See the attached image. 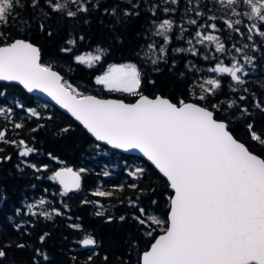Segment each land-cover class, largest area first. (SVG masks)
<instances>
[{
    "label": "trees",
    "instance_id": "16d2710c",
    "mask_svg": "<svg viewBox=\"0 0 264 264\" xmlns=\"http://www.w3.org/2000/svg\"><path fill=\"white\" fill-rule=\"evenodd\" d=\"M98 2L101 5L99 10L94 9L87 15L81 13L76 18L55 13L44 17L38 9L33 10L28 6L17 8L16 11L29 20L30 27L13 25L3 31L9 40L22 38L37 45L41 51V62L58 70L64 81L84 95L120 98L127 102L135 100L136 96L108 92L95 84V77L111 64L135 63L141 72L140 92L148 96L160 94L174 103L180 99L193 101L192 92H199L197 85L203 79H221L222 89L212 99L217 102L235 99L240 108H247L244 114L238 108L229 110L226 114L229 129L236 139L249 146L250 151L264 158V150L256 146V142L250 141L247 129L251 123L254 131L264 135V112L254 106L255 102L264 104V41L259 36H253V40L247 39L249 33L246 25L251 22L243 16H232L219 5L210 3V0H199L200 10L206 13L204 16L187 11V8L195 6L196 0L192 5H188L187 0H180L178 6L165 5L162 0H150V3L160 4L156 16L151 14L148 6L142 4L138 9L140 15L130 17L120 13L121 9L129 7L120 0ZM205 3H208V8L203 7ZM117 5L118 16L105 13V8L111 10ZM166 6L176 8L175 13L165 14L162 9ZM237 10L243 12L247 9L241 5ZM209 15H216L218 19L208 20ZM164 18L174 21V30L169 34L172 42L165 45L168 54L164 60L153 65L151 58H156L159 53L153 52L148 45L155 42L159 47L163 44L161 37L153 35V21L158 24ZM188 19H196L200 27L197 29V26L188 24ZM223 19H241L243 23L237 25L240 32L227 29ZM41 23L44 24L43 30L39 27ZM181 24L188 31L183 33V40H178L175 37L181 35ZM211 24H216L221 30L213 32L209 27ZM196 30L219 35L226 44V53H215L214 46L205 48L196 43ZM69 39L76 41L75 46L67 44ZM188 39L193 40V45L200 51L199 55L174 51L177 47H192L187 44ZM253 43L259 51H252L249 47L238 53L233 47ZM64 47H72V52H61L60 49ZM97 48L105 52L100 64L88 68L75 63V55L96 54ZM245 55L253 57L251 64L244 63ZM204 56H209V59H204ZM213 56L223 60L226 65H230L233 57L239 60L248 72L247 76L242 77L245 84L235 85L237 91L233 92L229 78L216 77L208 72L207 68L217 62L211 59ZM241 95L246 99L239 100ZM201 105L208 106L206 102H201ZM0 109L4 110V115L0 116V130L6 132V139L17 144L22 139L33 149L28 156L20 157L19 147L0 142V249L6 253L0 258V264H36L37 261L39 264H141L142 252L148 249L153 237L167 227V223L153 224L155 230L149 237L144 227L133 219L134 215L140 214L138 209L143 207L149 217L167 221L172 192L158 170L140 156L97 142L71 116L29 94L18 84L0 82ZM30 109L35 110L39 118L30 115ZM15 123H21L22 128L15 129ZM29 165L42 170L36 171ZM70 166L81 173L82 184L79 190L62 196L63 188L51 177L56 169ZM137 168L144 169V172L140 178L134 179L128 173ZM132 184L137 188L129 187ZM121 187L122 191L119 190ZM97 190L113 194L107 197L92 195ZM41 199L45 201L43 205L39 204ZM29 206H32L31 212ZM57 210L62 213L60 216L55 215ZM44 212H51L52 218L45 219L40 215ZM97 212H103V215L97 216ZM121 216L125 217L123 221L120 220ZM41 236H45L43 244L40 243ZM86 236L96 241L94 247L82 245ZM20 244L25 247H17ZM37 249L46 253L49 259L44 261L37 256ZM104 257H108L107 261Z\"/></svg>",
    "mask_w": 264,
    "mask_h": 264
},
{
    "label": "snow or ice",
    "instance_id": "6c2138e0",
    "mask_svg": "<svg viewBox=\"0 0 264 264\" xmlns=\"http://www.w3.org/2000/svg\"><path fill=\"white\" fill-rule=\"evenodd\" d=\"M120 2L129 6L120 10L124 17L139 16L138 9L142 4L148 6L153 16L157 15V9L160 8L159 3H150V0ZM162 2L165 5L178 6L180 0ZM210 3L219 5L232 16L245 17L251 22L246 25L249 33L247 39L253 40V36H259L264 41V0H210ZM187 4L192 5L193 0H187ZM241 5L246 6L247 10L238 11ZM26 6L33 10L38 9L44 17L55 13L76 18L81 13L87 15L94 9L99 10L101 5L98 0H0V81L18 82L28 92L38 90L45 93L61 108L66 109L97 141L125 151H139L166 178L167 187L172 190L167 221L149 217L143 207L138 209V216H133L149 237H152L155 230L152 228L153 224L167 223V228L163 229L164 234L159 238L153 237L154 242L151 243L150 250L143 253L141 264H264V158L254 154L249 146L234 138L229 129L226 115L229 110L238 108L244 114L247 113V108H240L235 99L227 102L212 99L222 89L221 79H203L197 85L199 92H192L194 102L180 99L173 103L163 96L149 98L140 92L141 72L135 63L111 64L102 75L95 77V84L108 92L136 96V102L124 103L84 95L71 83L64 81L50 64L41 62V51L38 47L25 39L9 40L5 35L3 29L13 25L23 24L30 27L29 20H25L16 11L17 8L23 9ZM203 7L208 8V3ZM118 8L119 5L111 10L105 8L104 11L106 14L118 16ZM162 11L165 14L175 13L176 8L166 6ZM187 11H195L196 16L206 15L200 10L199 0H196L194 7L187 8ZM207 19L217 20L218 17L209 15ZM186 22L197 26V29L200 27L196 19H188ZM242 23L241 19H223V24L233 32H240L237 25ZM153 24V35L163 40L159 47L155 42L148 45L153 52L159 53L156 58H151V63L156 65L168 54L165 45L172 42L169 34L174 30V21L164 18L158 24L153 21ZM39 27L43 30L44 24L41 23ZM179 27L181 35L175 38L183 40V33L188 30L183 24ZM209 27L213 32L221 30L216 24ZM48 34L51 35V32ZM80 39L83 40L84 37ZM194 39L205 48L214 46L215 53L225 54L227 51L226 44L219 35L204 34L196 30ZM67 44L75 46L76 41L69 39ZM187 44L192 47H177L174 51L188 52L192 56L200 54L192 39H188ZM233 47L238 53L249 47L252 51L260 50L255 43ZM60 51L71 53L72 47H64ZM104 56V50L97 48L96 54L89 52L75 55L74 60L76 64L93 68L101 63ZM203 58L207 60L209 56ZM211 59H216L217 62L207 68V71L216 77L229 78L231 91H237L235 85L245 84L242 77L247 76L248 72L235 57L230 66L217 57L213 56ZM252 62L253 57L244 56L245 64ZM238 99L243 101L246 97L241 95ZM201 102H206L208 106H201ZM254 106L264 112V104L255 102ZM29 114L39 118V114L33 109L29 110ZM2 115L4 110L0 109V116ZM14 128L20 129L22 124L15 123ZM247 129L250 141L256 142V146L264 150V135L254 131L251 123L247 125ZM0 142L19 147L20 157H26L33 152L22 139L18 144L16 141L7 140L4 130H0ZM29 166L36 171L42 170L35 165ZM143 172L144 169L137 168L128 174L138 179ZM51 179L62 186V196L80 189V172L73 171L72 168L56 171ZM129 187L135 189L137 185L132 184ZM119 190L122 191L123 188ZM112 194L101 190L92 193L100 197ZM44 203L43 199L39 201L40 205ZM31 207L29 206L30 212ZM61 214L60 211H55L56 216ZM40 215L45 219L52 218L51 212ZM96 215L101 216L103 212H97ZM124 219V216L120 217L121 221ZM44 240L45 236H41L40 243L43 244ZM81 243L84 247L96 245V241L90 236H86ZM17 247L24 248L25 245L20 244ZM5 255V251L0 249V258ZM36 255L44 261L49 259L40 249L36 250ZM104 259L107 261L108 257Z\"/></svg>",
    "mask_w": 264,
    "mask_h": 264
},
{
    "label": "water",
    "instance_id": "95a60500",
    "mask_svg": "<svg viewBox=\"0 0 264 264\" xmlns=\"http://www.w3.org/2000/svg\"><path fill=\"white\" fill-rule=\"evenodd\" d=\"M17 39H22V38H17ZM26 41H28V40H26ZM28 42H30V41H28ZM33 44V43H32ZM34 46H36V47H38L37 45H35V44H33ZM39 48V47H38ZM54 69V68H53ZM55 71H57L61 76H62V74L58 71V70H56V69H54ZM63 77V76H62ZM1 82V81H0ZM3 82H7V83H15V84H18L19 86H21L26 92H28L27 91V89H25L24 87H23V85H21V84H19L18 82H8V81H3ZM29 94H32V95H34V96H37V97H39V98H41L42 100H44V101H46V102H48V103H51V104H53L54 106H56L57 108H59L60 110H62L63 112H65L66 114H68L69 116H71V114L70 113H68L67 112V110L66 109H64V108H61L60 107V105L59 104H57L54 100H52V98L51 97H49V96H47L45 93H42V92H40V91H38V90H34L33 92H28ZM85 95H92V96H95L96 98H98V99H103V100H119V101H123L124 103H134V102H136V100L138 99V97H136L135 98V100L134 101H132V102H127V101H125V100H123V99H120V98H112V97H109V98H104V97H99V96H96V95H93V94H85ZM143 95H145V96H148V95H146V94H143ZM162 96V95H160V94H157V95H155V96H148L149 98H155L156 96ZM163 97H165V98H168V97H166V96H163ZM169 99V98H168ZM170 100V99H169ZM189 102H193V101H189ZM174 103V102H173ZM202 106V105H201ZM72 117V116H71ZM74 120H75V118L74 117H72ZM76 121V120H75ZM78 124H80L79 123V121H76ZM81 125V124H80ZM82 126V125H81ZM83 127V126H82ZM86 130V129H85ZM87 131V130H86ZM90 136H92L90 133H88ZM233 135V134H232ZM234 136V135H233ZM93 137V136H92ZM94 139H95V137H93ZM235 138V137H234ZM96 140V139H95ZM238 140V139H237ZM97 141V140H96ZM238 141H240V140H238ZM97 142H99V143H101V144H104V145H106V146H108V147H110V148H113V147H111V145H108V144H105L104 142H102V141H97ZM240 142H242V141H240ZM243 143V142H242ZM113 149H115V150H118V151H121V152H124V153H128V154H134V155H137V156H140V157H142V158H144L146 161H148L150 164H152L142 153H140L139 151H137V150H135V149H132V150H128V151H125V150H123V149H117V148H113ZM254 154H256V153H254ZM259 156V155H258ZM262 158V157H261ZM153 165V164H152ZM154 166V165H153ZM155 167V166H154ZM64 168H72L73 169V171H76V172H79L77 169H75V168H73V167H60V168H58V169H56L55 171H54V174H55V172L56 171H60V170H62V169H64ZM158 170V169H157ZM158 172H159V170H158ZM160 173V172H159ZM161 174V173H160ZM162 175V174H161ZM80 176H81V182H80V186H81V184H82V175H81V173H80ZM163 176V175H162ZM165 178V177H164ZM166 179V178H165ZM62 187V186H61ZM170 189V188H169ZM75 191V190H74ZM170 191L172 192V190L170 189ZM168 212H169V210H168ZM167 216H168V214H167ZM167 228V227H166ZM164 234V231H162L160 234H158L155 238H159V236L160 235H163ZM154 242V240L151 242V243H153ZM150 246H151V244H150ZM150 246L148 247V249H146V250H144L143 252H142V254H141V256H140V263H141V257H142V255H143V253L145 252V251H148V250H150Z\"/></svg>",
    "mask_w": 264,
    "mask_h": 264
},
{
    "label": "rangeland",
    "instance_id": "374dc122",
    "mask_svg": "<svg viewBox=\"0 0 264 264\" xmlns=\"http://www.w3.org/2000/svg\"><path fill=\"white\" fill-rule=\"evenodd\" d=\"M120 64H122V63H120ZM228 66H230V65H228ZM106 71V70H105ZM104 72H102L100 75H102Z\"/></svg>",
    "mask_w": 264,
    "mask_h": 264
}]
</instances>
